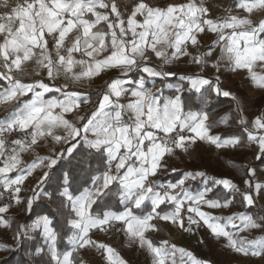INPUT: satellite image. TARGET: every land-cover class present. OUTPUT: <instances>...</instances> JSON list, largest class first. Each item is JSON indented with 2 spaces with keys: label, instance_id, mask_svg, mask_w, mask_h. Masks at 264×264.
<instances>
[{
  "label": "snow or ice",
  "instance_id": "obj_1",
  "mask_svg": "<svg viewBox=\"0 0 264 264\" xmlns=\"http://www.w3.org/2000/svg\"><path fill=\"white\" fill-rule=\"evenodd\" d=\"M210 7L209 0H133L132 5H118L117 0H17L11 6L0 0V8L7 9L0 11V106L15 105L0 120V226L12 227L4 214L13 206L30 213L42 186L55 179L58 197H50L52 218L31 225L33 231L42 230L45 241V249L33 251L39 264H83L76 257L82 249L98 250L102 264H128L114 247L93 240V230L124 234L151 257V264H177V253L181 264L185 257L187 264H208L167 240L156 244L149 239L148 232L159 230L154 220L170 221L189 233L193 226L206 227L215 239L226 240L227 249L264 264V171L248 166L244 191L232 179L208 177L203 171L185 172L175 183L154 179L167 167L166 158L177 150L191 155L198 141L215 149L251 148L253 159L264 163V98L250 116L255 103L250 96L224 90L219 77L213 81L200 75L210 63L219 70L223 62L264 90V74L254 71L264 69V0H234L220 17L210 15ZM209 33L215 39L201 53L202 36ZM217 48L220 55L211 62ZM153 57L159 63L150 65ZM185 57L186 64L196 66L192 73L172 71ZM109 70L118 71L117 78L96 93L90 109L82 110L93 102L83 87L73 86ZM29 73L41 79L20 78ZM157 79L164 87H156ZM52 93L59 95L46 98ZM209 93L230 98L234 105L214 123L206 110ZM196 94L203 104L199 111L192 110L200 107ZM221 125L226 130L212 134ZM45 138L51 139L48 155L23 166L22 154L37 145L44 148ZM67 157L76 165L58 167ZM37 169L32 196L21 199L22 186ZM82 175L88 177V187L74 195ZM198 178L203 187L193 194L185 184ZM220 186L224 194L208 198ZM237 193L244 211L220 217L202 210L228 209ZM146 202L150 210L145 214ZM113 203L117 210H112ZM65 228L71 231L70 250L58 248ZM26 229L18 228L14 239L26 238ZM257 230L262 234L250 239Z\"/></svg>",
  "mask_w": 264,
  "mask_h": 264
},
{
  "label": "crops",
  "instance_id": "obj_2",
  "mask_svg": "<svg viewBox=\"0 0 264 264\" xmlns=\"http://www.w3.org/2000/svg\"><path fill=\"white\" fill-rule=\"evenodd\" d=\"M118 2V0H117ZM162 2H174V3H185L186 0H162ZM222 4L219 10V13L216 14V17L223 16L225 13L223 11L224 8L232 5L234 0H221ZM233 14H239L238 12H234ZM215 39L214 35L207 34L202 36L203 47L199 49L202 53L205 48L212 43ZM220 55L219 48L216 49L212 57L211 62H215L217 57ZM187 57L183 58L181 61L177 62L176 65L171 66L172 71H176L179 74L183 75L185 73L191 74L193 68L196 67L194 65L186 64L185 61ZM159 63L153 57L149 64ZM254 71H257L260 74H264V69L259 67L255 68ZM132 77H136L137 73L133 72L130 74ZM139 75H146L144 73H139ZM201 76L205 78L212 79L215 81L216 77H219V81L224 90H230L234 94L241 96H250L255 103L249 109V115L251 116L259 107L261 98H264V90L256 89L251 84L249 78H247L246 74L243 72H232L226 66L225 63L221 62L219 70L212 68L211 63L209 66L200 73ZM118 71L109 70L106 73H101L99 76L94 77L90 82L81 86L79 84L74 85L73 87L76 90H80L81 87L90 95L91 100L93 102L92 105H84L82 106V110L90 109L97 101L96 93L101 90V88H96L98 85L110 83L112 79L117 78ZM25 82H32L34 80L41 79L40 76L28 74L20 77ZM173 84L179 83L176 78H170V81ZM148 86H151L150 84ZM157 88L164 87V85L157 79L156 83ZM71 90V89H70ZM170 92L165 88V95H169ZM31 94H29L30 96ZM52 95L59 94H46V98ZM200 97V94H198ZM215 96L213 93L208 94L209 103H211L210 98ZM220 99H227L231 101L230 98H225L223 96H216ZM24 99H28L25 97ZM231 107H233V102L231 101ZM207 105V106H208ZM5 106H0V112L3 110ZM15 105L6 106V110L0 114V120H3L8 113L12 110ZM203 107V104L200 102V107H192L193 111H199L200 108ZM229 113V112H228ZM227 113V114H228ZM226 114V115H227ZM209 123H211L209 119ZM222 126V125H221ZM222 127L213 128L212 134L221 133ZM42 143L45 144L44 148H41L39 145L35 147L34 151H29L22 154L23 166H27L31 164V162L37 156H45L48 155L47 145L51 143L50 138H45ZM59 147V145H57ZM191 155L181 154L179 150H177L176 155L166 158L167 159V167L160 170L155 179L158 183H175L179 178L183 176L185 172H196L203 171L206 173L208 177L223 179L228 178L232 179L234 183H236L241 191L245 190V185L243 183L245 179V171L248 166L255 167L257 172L264 171V163L260 160L253 159V151L251 148L242 149L239 151L230 150V149H215L213 146H210L204 142H197V145H194L191 149ZM176 170L173 171L172 169ZM14 176L15 173H12ZM40 175V169H37L32 176H29L25 184L22 186L21 199H26L32 196L31 188L36 183V179ZM185 187L195 194L198 190L202 189L203 184L201 179L189 180L186 181ZM179 192V189L176 190ZM224 189L222 186L213 190V192L208 194V198H216L217 196H221L224 194ZM261 204H264V200L260 201ZM165 207L164 205L161 206ZM123 210V209H122ZM150 210V204L146 202L145 214ZM170 210V209H168ZM202 210L210 212L214 216L220 217H228L231 216L235 212L244 211V208L241 204V197L239 193L235 195V200L233 206L228 209H208L206 206H202ZM17 212V208L10 210L8 213ZM7 213V214H8ZM194 215V214H192ZM198 219V218H197ZM156 224L158 227V231H150L146 235L149 239H151L154 243L159 244L161 241L167 240L174 236L178 227L173 225L170 221H156L152 222ZM202 223V222H201ZM221 223H224L222 220ZM194 232L189 233L185 231V234L176 242L175 246L177 248H183L187 251H190L198 260L206 261L208 264H261L259 258H250L243 257L239 254L232 252L231 250L225 247L226 240L224 238L215 239L210 230L206 227H200L199 229H195L193 226ZM9 229V228H8ZM95 231V237L98 240L104 241L106 235H98L97 230ZM261 231L257 230L252 236L249 238H254L260 236ZM241 236L247 235V233H241ZM205 241L204 243H200V241ZM114 247L120 255L128 261V264H132L133 262H140L142 264H151V257L144 251L139 249L136 245L130 244L129 240L126 238L124 234L121 233L120 238L118 239L117 245ZM81 253V254H80ZM80 254V256H79ZM77 259L82 261L83 264H102L98 260H96L93 256V252L91 249H82L80 250ZM184 264H187V258L184 259Z\"/></svg>",
  "mask_w": 264,
  "mask_h": 264
},
{
  "label": "trees",
  "instance_id": "obj_3",
  "mask_svg": "<svg viewBox=\"0 0 264 264\" xmlns=\"http://www.w3.org/2000/svg\"><path fill=\"white\" fill-rule=\"evenodd\" d=\"M211 103L207 106L206 110L209 112L210 121L214 123L219 120L220 117L225 116L229 110L232 108L230 103L231 101L227 99H220L219 97L213 96L210 98ZM199 95L196 94L195 103L200 105ZM199 108V107H197ZM222 127L221 133L226 130L224 125L219 126ZM74 165H76V160H73L71 157L64 158L60 161L58 167H61L65 170L71 169ZM87 176L82 175L80 179L77 181V184L73 186L74 195H79L80 191L84 188L88 187ZM56 189V180L53 179L51 182H45L40 190L39 198L34 201L33 208L31 212H26L23 206L17 208L16 206L13 208H17V212L5 214L6 218H10L13 223L11 227V235L12 239L15 243H18L17 246L5 254L2 258H0V264H39L40 257L36 260L33 259V251L38 246L41 249H45V241L41 236H36L30 241L26 238H21L20 240L14 239L16 236V231L21 226H29L39 217H49L52 218L51 214L55 212V205L53 204V200L50 197H53L54 194L58 197V193H55ZM95 208V205L93 206ZM112 210H117V206L115 203L111 205ZM120 210L123 209V205L119 206ZM12 210V209H11ZM57 223L62 222L60 217H56ZM66 233V234H65ZM61 238L58 241V248L60 250H70L69 238L71 236V231L65 228L61 233ZM65 246H68L67 249ZM79 254V252L77 253ZM76 254V255H77Z\"/></svg>",
  "mask_w": 264,
  "mask_h": 264
},
{
  "label": "built area",
  "instance_id": "obj_4",
  "mask_svg": "<svg viewBox=\"0 0 264 264\" xmlns=\"http://www.w3.org/2000/svg\"><path fill=\"white\" fill-rule=\"evenodd\" d=\"M17 2V0H9V6H11L13 3H16ZM209 3L212 5V7H210V9H209V11H210V15H212V16H215L216 14H218L219 13V10H220V7H221V4H222V2H221V0H209ZM133 4V0H118V5H132ZM0 11H7V9H5V8H0ZM25 76V75H24ZM106 85L105 84H102V85H98V86H96V88L98 87V88H103V87H105ZM6 110V106L3 108V110L0 112V114H2L4 111ZM155 179V178H154ZM155 181H156V179H155ZM157 182V181H156ZM15 206H13L12 208H10V210L11 209H13ZM187 207V206H186ZM170 209V208H169ZM9 210V211H10ZM186 210V209H185ZM182 215H183V213H182ZM185 222L187 223V221H186V217H185ZM98 233V235H103V234H105V233H103V232H99V231H97ZM109 233V235H107V238L108 239H115V237H116V235L118 234V233H114V232H108ZM96 233H95V231L93 230V232H92V234H91V238L93 239V240H96V241H98L96 238H95V235ZM185 234V231L183 230V229H178V231H177V233L174 235V236H172V237H170L169 239H168V242H169V245H175L176 244V242L177 241H179V239L183 236ZM106 235V234H105ZM110 239V240H111ZM98 242H100V241H98ZM103 243H107V242H103ZM93 251H94V253H95V255H96V258L99 260V261H102V257L100 256V253H99V251L98 250H96V249H93ZM176 261H177V264H181V261H180V254L179 253H177L176 254Z\"/></svg>",
  "mask_w": 264,
  "mask_h": 264
},
{
  "label": "rangeland",
  "instance_id": "obj_5",
  "mask_svg": "<svg viewBox=\"0 0 264 264\" xmlns=\"http://www.w3.org/2000/svg\"><path fill=\"white\" fill-rule=\"evenodd\" d=\"M10 212V211H9ZM7 214V213H6ZM5 215V214H4ZM6 217V216H5ZM42 219H43V217L41 216V217H39L37 220H35V222H33V223H40V222H42ZM32 223V224H33ZM32 224H30L29 226H27V231H28V240H32L35 236H36V233L38 234V236H41L43 239H44V237H43V234H42V230H35V231H33L32 229H31V225ZM106 234V237H105V240L104 241H101V240H98L96 237V239L98 240V241H100V242H107V244H109V245H111V246H116L117 245V242H118V239L120 238V235H121V233H118L117 235H116V237H115V239L113 240V239H108L107 238V235H109V233H105ZM17 244L18 243H15L14 241H13V239H12V235H11V228H4V227H2V226H0V249H3L5 246H8L9 248H11L12 250L17 246ZM37 248H40L41 249V247L40 246H38ZM36 248V249H37ZM92 250V252H93V256H94V258L96 259V260H98L97 258H96V255H95V253H94V251H93V249H91ZM11 251V250H10ZM10 251H4V250H0V258H2L5 254H7L8 252H10ZM81 254V253H80ZM80 254H79V256H80ZM38 256L39 255H37L36 257H35V259L34 260H36L37 258H38ZM78 256V254L76 255V257ZM99 261V260H98ZM99 262H101L102 263V261H99ZM132 264H142V263H140V262H133Z\"/></svg>",
  "mask_w": 264,
  "mask_h": 264
}]
</instances>
